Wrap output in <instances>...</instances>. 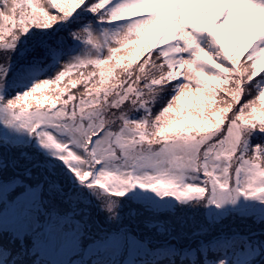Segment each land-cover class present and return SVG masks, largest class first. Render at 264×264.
<instances>
[{
	"label": "snow or ice",
	"instance_id": "6c2138e0",
	"mask_svg": "<svg viewBox=\"0 0 264 264\" xmlns=\"http://www.w3.org/2000/svg\"><path fill=\"white\" fill-rule=\"evenodd\" d=\"M257 25L264 0H0V264H264Z\"/></svg>",
	"mask_w": 264,
	"mask_h": 264
},
{
	"label": "rangeland",
	"instance_id": "374dc122",
	"mask_svg": "<svg viewBox=\"0 0 264 264\" xmlns=\"http://www.w3.org/2000/svg\"><path fill=\"white\" fill-rule=\"evenodd\" d=\"M166 24H167V21H165V23L163 25H161V27L157 30V33L158 34H162L163 32V29L164 27H166ZM96 28H98L99 26H95ZM261 28H264V26H260V25H257L256 26V29H254L253 31H258L260 30ZM245 30L244 29V26H241L240 28H238L236 31H234L233 33H231V41H232V44L234 46V43L235 41L238 39L239 37V34L241 33V31ZM227 35V34H226ZM147 39H151V36H149ZM249 43L248 40L245 41V45H247ZM85 52H88L90 51L89 49H84ZM194 101L191 99V98H186L185 100V103L186 104H191L193 103ZM187 112V111H185ZM183 116L185 118H189L191 119L190 117V114L189 113H183ZM214 119V118H213ZM193 123H196V124H199L200 121H196V120H192ZM207 127H211L212 124L209 122L206 124ZM16 135H25L24 133H14ZM7 142V134L5 132V130L3 129H0V151L3 150V146L5 145V143ZM4 144V145H3ZM243 204V202H241L240 204L236 205V206H227V207H230L232 208L235 212H236V215H235V224L237 227H243L246 223H251V220H245L243 218L242 215H240L239 213L242 211V208H241V205ZM101 220H103V216L100 217ZM199 219H202V217H200Z\"/></svg>",
	"mask_w": 264,
	"mask_h": 264
},
{
	"label": "trees",
	"instance_id": "16d2710c",
	"mask_svg": "<svg viewBox=\"0 0 264 264\" xmlns=\"http://www.w3.org/2000/svg\"><path fill=\"white\" fill-rule=\"evenodd\" d=\"M147 40H149V39H147ZM147 40L145 41V42H147ZM141 47H143L144 45L142 44V45H140ZM125 62H127V60H124V61H122V63H125ZM46 94V93H45ZM184 113H189L188 111L187 112H184Z\"/></svg>",
	"mask_w": 264,
	"mask_h": 264
}]
</instances>
